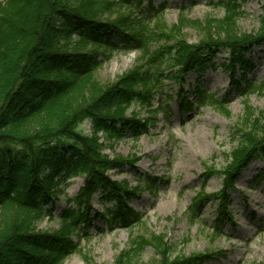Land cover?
<instances>
[{
    "label": "trees",
    "instance_id": "1",
    "mask_svg": "<svg viewBox=\"0 0 264 264\" xmlns=\"http://www.w3.org/2000/svg\"><path fill=\"white\" fill-rule=\"evenodd\" d=\"M155 1L0 0V264H65L73 254L86 259L81 244L89 237L94 197L105 206L111 204L103 213L96 212L111 228L117 220L142 222L126 203L146 188H155L157 181L139 178L134 186L126 179H112L111 171L134 167L138 159L110 157L104 143L128 133L142 136L152 121L141 120L136 106L163 110L154 109L152 102L165 79L182 83L183 77L226 51L229 63L223 67L244 85L243 91H264V81L251 83L246 75V53L264 43V14L256 33H240V0H216L224 10L217 26L226 36L190 44L174 37L180 27L166 21L169 0L157 6ZM180 9L183 18L188 9ZM132 51L140 57L131 70L112 83L97 80L98 71L115 53ZM238 67L243 75H237ZM198 93L203 105L229 113L227 103ZM86 121L94 130L90 134L82 127ZM246 121L249 128L221 171L216 236L221 232L217 224L228 218V192L240 172L254 159L264 160V127L259 129L250 116ZM212 170L204 174L205 182L220 174ZM76 177H82L84 185L60 214L59 228L38 231V223L55 218L58 197L66 195L69 180ZM203 191L189 207L193 219L200 217ZM166 243L155 234L132 239L114 264H143L148 245L161 253V264H203L204 257L213 254L169 262Z\"/></svg>",
    "mask_w": 264,
    "mask_h": 264
},
{
    "label": "rangeland",
    "instance_id": "2",
    "mask_svg": "<svg viewBox=\"0 0 264 264\" xmlns=\"http://www.w3.org/2000/svg\"><path fill=\"white\" fill-rule=\"evenodd\" d=\"M161 1L156 0L155 5H160ZM215 2L169 0L166 21L170 27H180L174 37L190 44L205 37L223 39L226 34L217 25L223 21L224 10ZM240 2L244 14L238 20L239 32L254 34L261 25L264 0ZM182 6L188 9L183 18ZM139 57L138 51L115 53L98 71L97 80L105 84L114 82L131 70ZM228 57L226 51L218 53L205 68L183 77L182 83L165 79L163 90L152 102L154 109L162 107L163 110L151 112V109L136 106L141 120L152 121L142 130V136L128 133L122 139L105 142L102 132L98 133L105 142L104 152L108 156L138 159L134 167L111 171L112 179H126L135 186L139 178L151 177L157 184L126 203L143 217L141 223L117 220L111 228L96 214L103 213L111 204L105 206L100 198L94 197L91 225L87 229L89 237L81 244L89 261L83 254H73L65 264H114L132 239L149 238L154 234L162 235L166 240L165 259L169 262L179 256L208 252L213 254L210 258L204 257L203 264H264V160L256 158L250 163L256 168L243 175L249 165L240 172L234 188L228 192L231 202L228 218L217 224L221 231L219 235L216 236L213 230L219 216L216 197L224 180L221 171L230 163L232 152L249 128L246 119L250 116L258 121L259 129L264 127V91L246 94L244 85L223 67V63H229ZM246 59L250 61L246 71L248 80L261 84L264 81V43L248 51ZM237 75H243L239 67ZM198 91L227 103L229 113L224 114L211 104L203 105ZM82 127L86 133L94 131L89 122L83 123ZM208 169L220 174L205 182L204 174ZM68 184L66 195H60L55 203V218L38 223V231L52 232L59 228L60 214L69 199L79 193L84 179L76 177ZM202 188L206 198L198 211L200 217L193 219L189 207ZM162 258L151 245L143 250V264H161Z\"/></svg>",
    "mask_w": 264,
    "mask_h": 264
},
{
    "label": "bare ground",
    "instance_id": "3",
    "mask_svg": "<svg viewBox=\"0 0 264 264\" xmlns=\"http://www.w3.org/2000/svg\"><path fill=\"white\" fill-rule=\"evenodd\" d=\"M254 168H256V165L255 164H251L244 172H243V175L245 174V173H247L248 171H251V170H253Z\"/></svg>",
    "mask_w": 264,
    "mask_h": 264
}]
</instances>
